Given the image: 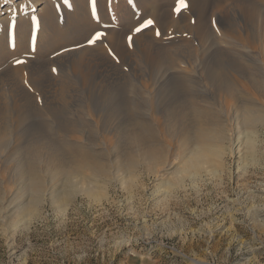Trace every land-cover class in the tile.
<instances>
[{
	"label": "bare ground",
	"instance_id": "obj_1",
	"mask_svg": "<svg viewBox=\"0 0 264 264\" xmlns=\"http://www.w3.org/2000/svg\"><path fill=\"white\" fill-rule=\"evenodd\" d=\"M99 1L90 14L83 11L85 5L80 13L70 9L61 20L41 6V16H36L37 41L18 32L7 44L0 26V186L8 179V185L15 186L13 199L3 205V210L13 208L12 217H19L12 226L15 230L41 214L45 197L65 212L66 207L57 204L59 188L68 189L64 190L68 196L81 193L100 201L110 182L129 189L142 171L161 177L165 192L186 178L199 179L203 170L213 175L222 168L226 150L232 152V133L243 134L245 140L237 141L246 158L256 159V133L264 128V5L260 0H234L233 8H224V0H186L189 7L178 19L177 33H193L200 52L189 46L172 52L147 31L135 34L134 49L145 64L141 72H134L137 83L91 50L57 56L64 73L59 82L46 62L33 59L27 65V79L41 93L40 109L35 95L2 70L9 59L21 58L28 46L37 52L45 46L58 53L56 45L62 38H52L55 34L68 33L81 43V26L93 22L118 26L107 31L108 48L134 66L124 32L145 16L161 33L172 24L166 0ZM211 9L219 11L215 20L210 18L216 26L210 25ZM224 49L244 56L233 58ZM194 52H199L198 62L192 59ZM1 83L7 84V93ZM130 87L132 97L126 94ZM69 112L75 119L68 118ZM45 115L54 118V131L66 146L46 136ZM175 161L180 164L172 172L177 180L170 184L162 177Z\"/></svg>",
	"mask_w": 264,
	"mask_h": 264
},
{
	"label": "rangeland",
	"instance_id": "obj_2",
	"mask_svg": "<svg viewBox=\"0 0 264 264\" xmlns=\"http://www.w3.org/2000/svg\"><path fill=\"white\" fill-rule=\"evenodd\" d=\"M233 1L224 0V8H233ZM260 2L264 5V0ZM176 3L177 0L164 3L168 19L172 21L165 32L157 31L154 22L146 26L149 20L146 16L124 32V44L135 61L134 66L122 62L108 48L107 31L111 26H118L113 22L109 25L93 22L90 26H81V43H75L68 33L55 34L52 38L57 35L62 38L56 45L60 48L58 53L45 46L40 52L28 46L21 58L9 59L10 63L2 70L9 71L11 78L35 95L40 109L41 93L34 90L27 79V65L33 59L41 58L46 62L48 72L59 82L64 73H60L63 70L57 56L80 49L91 50L115 63L128 80L137 83L135 74L141 72L145 64L142 56L135 52L132 42L135 34L147 31L155 42L167 44L172 52L183 46L200 50L201 44L193 33H177L176 26L189 5L177 13L174 11ZM41 6H46L58 20L64 19L70 9L79 12L85 6L87 9L83 8V11L90 14L95 7L92 0H0V26L7 44L18 32H25L31 40L37 41L40 29L36 31V28H40V23L36 16L40 18ZM216 11L211 9L209 19L215 20ZM53 18L50 24H54ZM211 19L210 25L216 26ZM186 22L190 24L189 19ZM137 28L141 31L137 32ZM211 29L216 33L213 27ZM96 33H101L100 38L90 43ZM166 35L170 36L165 38ZM219 42L225 48L222 41ZM199 52L191 56L194 61H199ZM226 52L233 58L244 56L232 50ZM18 60L22 63H17ZM1 86L7 93V84L1 83ZM132 92L130 87L127 96L132 97ZM71 112L67 116L73 120L75 114ZM42 120L46 122V136L59 142L61 136L54 131V118L45 115ZM235 134L232 133L235 136L232 152L226 150L225 163L213 175L203 170L199 179L186 178L165 192L161 177L146 176L147 173L141 169L142 176L136 185L126 189L117 182H110L107 195L100 197V201L81 193L68 196L64 191L68 189L59 188L57 204L65 206V212L45 197L40 205L41 214L35 216L27 227L19 224L16 230L12 226L19 217L17 220L12 217L13 208L3 210V205H8L15 192L14 184L10 186L7 183L9 179L6 180L0 186V264H264V128L256 133L254 162L252 158H246L242 144L240 146L238 142L245 140L243 134L239 137L238 133ZM62 141L58 144L65 145V140ZM177 162L162 177L170 184L177 180L172 173L180 165ZM8 186L10 192L7 191Z\"/></svg>",
	"mask_w": 264,
	"mask_h": 264
},
{
	"label": "snow or ice",
	"instance_id": "obj_3",
	"mask_svg": "<svg viewBox=\"0 0 264 264\" xmlns=\"http://www.w3.org/2000/svg\"><path fill=\"white\" fill-rule=\"evenodd\" d=\"M96 2H97V0H92L93 6H95ZM187 7H188V4L186 3V0H177L176 6L174 7V11H176L177 13H179L181 9H185ZM13 24L15 26V22H13ZM151 24H153V21L152 20L149 19V20L146 21V26L147 25H151ZM136 31L137 32H140L141 29L140 28H137ZM156 34L159 35L160 33L157 32ZM100 35H101V33H96L95 36H93L90 39L89 42L90 43L95 42L96 40H98L100 38ZM129 39H131V37H129ZM16 62L17 63H22V61H19V60L16 61ZM53 71H55V69H53Z\"/></svg>",
	"mask_w": 264,
	"mask_h": 264
}]
</instances>
